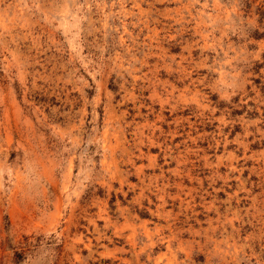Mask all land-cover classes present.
<instances>
[{"label":"rangeland","instance_id":"obj_1","mask_svg":"<svg viewBox=\"0 0 264 264\" xmlns=\"http://www.w3.org/2000/svg\"><path fill=\"white\" fill-rule=\"evenodd\" d=\"M0 264H264V0H0Z\"/></svg>","mask_w":264,"mask_h":264}]
</instances>
